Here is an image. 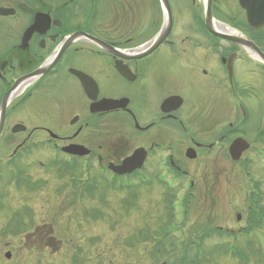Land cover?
Returning a JSON list of instances; mask_svg holds the SVG:
<instances>
[{
	"label": "flooded vegetation",
	"instance_id": "af4514ba",
	"mask_svg": "<svg viewBox=\"0 0 264 264\" xmlns=\"http://www.w3.org/2000/svg\"><path fill=\"white\" fill-rule=\"evenodd\" d=\"M144 1L0 0V242L6 241L0 264H45L64 244L63 229L54 235L47 218L35 214L32 194L44 184L31 179V170L72 171L74 200L79 186L91 194L97 178L110 185V174L142 177L154 164L152 176L168 190L177 179L189 184L192 209L220 198L207 179L214 172L220 177L212 166L220 165V148L227 146L229 156L236 139L248 145L236 162L238 177L244 174L253 190L247 213L237 214L240 225L230 231L264 240L251 226H264V191L254 176L264 160V25L249 24L241 0H168L172 29L144 55L165 24L161 0L156 11L144 9ZM247 1L254 16L264 17V0ZM146 12L158 27L143 41ZM73 146L88 155L64 150ZM137 149L146 152L141 169L113 172L111 164L121 165ZM178 156L186 164L201 161L188 170ZM200 171L203 185H197ZM64 190L57 186L58 198ZM44 208L39 212L47 217ZM204 222L187 241L205 257L204 249L220 248V219Z\"/></svg>",
	"mask_w": 264,
	"mask_h": 264
},
{
	"label": "rangeland",
	"instance_id": "374dc122",
	"mask_svg": "<svg viewBox=\"0 0 264 264\" xmlns=\"http://www.w3.org/2000/svg\"><path fill=\"white\" fill-rule=\"evenodd\" d=\"M171 2L175 3L173 0ZM187 2L184 1L183 6H187ZM145 5L149 8H145ZM157 5V0L144 1V9L156 11ZM149 19L150 15L146 12L144 23L148 25L145 26L146 29L142 35L141 40L143 41L151 38L158 27L150 24L151 19ZM224 147V150L220 148V165L217 162L215 165H211L212 168L220 170V177H217V173L214 172L207 179L209 184H212L213 181L214 185H217L220 198H215L211 202L209 201L210 204L206 203L203 206L201 204L194 205L192 209H189L187 215L181 204L189 184L180 179L175 182L177 187L176 207L172 215L168 200L174 197L175 192L162 186L156 176H152V171L155 169L154 164H150L147 174L138 178H116L111 174L108 175V178L113 182L117 179L119 182L138 184L133 189H122L110 180L109 185L106 181L97 178L96 186L91 194L79 186L78 198L75 197L74 200L73 187L77 184L73 183L71 179L72 171L65 167L63 175H61L55 168H49L43 170L44 174L37 175L35 171L31 170L30 174L33 175L31 179L43 181L42 184H44L41 193L32 194L35 196L33 202L37 204L35 205L36 216L47 218L48 229L54 230V235H57L59 229H63L64 244L60 253H49L43 259L44 263L158 264L166 261L167 264H187V262L180 263L179 259L187 255L186 253H189L188 259H191L194 247L189 246L190 240L187 241L189 232H192L195 237L197 231L201 232L205 227L204 220L207 218L220 219V228L222 229H236L240 225L236 220L237 214L247 213V208L250 205L249 192L252 185L244 174L238 177V170L241 167L230 159L227 146ZM180 148L183 149V146ZM212 157L208 156L206 160L211 159L210 161L213 162ZM177 158L181 160L180 162L186 160L185 157L178 156ZM200 161L197 159L193 163L199 164ZM186 162L184 169L190 170L194 164L189 161L186 164ZM85 166L82 163L80 169H85ZM254 170L255 179L261 181V191L263 192L264 160L257 161ZM201 173L202 171L198 173V176L196 175V180L199 178L197 185L204 184V179L200 177ZM141 179L147 184H140ZM45 180L46 182H44ZM60 185H63L65 190L64 195L58 198L57 186ZM45 196L47 202L43 199ZM41 205H45L44 210L47 212V217L40 214ZM176 225L178 226L177 230ZM251 226L255 227L257 223H253ZM258 227H260V232L264 233V226L258 224ZM166 233H170V236L165 235ZM5 242H0L1 247ZM251 243L245 244V241H238L228 233L220 234V245L223 249L220 250L219 247L212 245L209 249H204L206 255L204 258L198 257L196 260L200 264H264L263 240ZM228 244L231 246L226 253L225 249L227 251ZM235 244H238L239 247H234ZM236 250L239 252L246 250L250 257L243 256L244 259L246 258L244 260L238 255L239 257L235 258L232 252ZM3 252L4 250H2ZM1 256L3 258V254ZM12 262L8 260L5 264Z\"/></svg>",
	"mask_w": 264,
	"mask_h": 264
},
{
	"label": "water",
	"instance_id": "95a60500",
	"mask_svg": "<svg viewBox=\"0 0 264 264\" xmlns=\"http://www.w3.org/2000/svg\"><path fill=\"white\" fill-rule=\"evenodd\" d=\"M163 4L165 5V10L167 12V20H165V24L164 27L161 31V33L150 43L147 45L146 48V52L144 55L149 54L150 52H152L153 50H155L168 36V34L170 33L171 29H172V14H171V8L170 5L168 3V0H162ZM242 4L244 5V7L248 10V21L251 25H253L254 27L258 28L262 25H264V17H256L254 16L251 11H250V7L248 5V1L247 0H241ZM208 24L209 27L211 28L212 26V16L210 14H208ZM212 30V28H211ZM233 40H238L240 38H234V37H229ZM241 41H243L242 39H240ZM112 103L111 106H114L115 102H109ZM245 140L243 139H236L232 142V144L229 147V153L231 158L234 161H237L240 156L242 155L243 151L246 150L248 148V145L245 144L244 142ZM81 149V150H80ZM67 152H71L74 154H80V155H86L88 154V151H83V147L82 146H73V147H69V148H65L64 149ZM193 149H189L187 156L189 158H194L195 154L193 153ZM146 152L143 149H137L134 154L125 159L123 161V163L121 165L115 166L113 164L110 165V168L115 171L118 174H126V173H131L134 170L141 168L146 156H145ZM161 264H166L161 263Z\"/></svg>",
	"mask_w": 264,
	"mask_h": 264
},
{
	"label": "trees",
	"instance_id": "16d2710c",
	"mask_svg": "<svg viewBox=\"0 0 264 264\" xmlns=\"http://www.w3.org/2000/svg\"><path fill=\"white\" fill-rule=\"evenodd\" d=\"M220 234H223L221 231H220ZM231 246V245H230ZM229 244H228V248H227V251H226V249H225V252L227 253L228 252V249H229ZM221 248L223 249V247H222V245H220V250H221ZM196 258V257H195ZM197 259V258H196ZM187 262V258L185 257V258H183V263H186Z\"/></svg>",
	"mask_w": 264,
	"mask_h": 264
},
{
	"label": "bare ground",
	"instance_id": "6f19581e",
	"mask_svg": "<svg viewBox=\"0 0 264 264\" xmlns=\"http://www.w3.org/2000/svg\"><path fill=\"white\" fill-rule=\"evenodd\" d=\"M219 26H220V25H219ZM224 28H225V30H228V31H230V29H229V28H227V27H224ZM231 32H232V33H235V32H234V31H232V30H231Z\"/></svg>",
	"mask_w": 264,
	"mask_h": 264
}]
</instances>
